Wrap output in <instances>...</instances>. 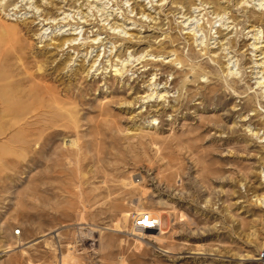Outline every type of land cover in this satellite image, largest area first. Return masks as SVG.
Returning <instances> with one entry per match:
<instances>
[{
	"label": "rangeland",
	"instance_id": "1",
	"mask_svg": "<svg viewBox=\"0 0 264 264\" xmlns=\"http://www.w3.org/2000/svg\"><path fill=\"white\" fill-rule=\"evenodd\" d=\"M263 175L264 0H0V264H254Z\"/></svg>",
	"mask_w": 264,
	"mask_h": 264
},
{
	"label": "bare ground",
	"instance_id": "2",
	"mask_svg": "<svg viewBox=\"0 0 264 264\" xmlns=\"http://www.w3.org/2000/svg\"><path fill=\"white\" fill-rule=\"evenodd\" d=\"M71 42V41H70ZM257 49H258V47H257ZM256 49V50H257ZM122 70H115L114 71V73H116V76L117 77H120V76H123V73L121 72ZM137 72V71H136ZM260 84V83H259ZM165 95V94H164ZM162 98V97H161ZM161 98H159V99H161ZM163 99V98H162ZM165 99V98H164ZM254 134H256V133H254ZM259 135V134H258ZM73 145V144H72ZM262 181H264V179H263V177H262ZM259 200V202H260V204H262L263 206H264V196H261V198H259L258 199ZM164 213H167V214H169L171 217L173 216L172 214H174L175 212L174 211H172V212H170V211H168V212H161V213H159V214H157V216H155V215H153L152 213H150L149 211H147V212H140V214H137L136 216V219H135V221H134V224H135V222L136 221H139L140 219H145L146 218V216H149V219H148V221L146 222V223H148L149 224V229L151 230V231H153V233H155L154 235L156 236H162V235H164V234H167V231H165L164 229H163V227H162V223H163V221H162V214H164ZM125 216V218L127 219L128 217H129V214H125L124 215ZM140 216H142V218H140ZM184 217V216H183ZM182 217V218H183ZM138 218H140V219H138ZM171 221V220H170ZM174 222V221H173ZM171 224H172V221H171ZM134 230H136V231H141V233H142V228H136L135 227V225H134ZM142 235L144 236L145 234H143L142 233ZM143 236H140V238H142ZM139 238V239H140ZM144 239V238H143ZM254 260H255V258H254ZM253 260V261H254Z\"/></svg>",
	"mask_w": 264,
	"mask_h": 264
},
{
	"label": "built area",
	"instance_id": "3",
	"mask_svg": "<svg viewBox=\"0 0 264 264\" xmlns=\"http://www.w3.org/2000/svg\"><path fill=\"white\" fill-rule=\"evenodd\" d=\"M263 179H264V175H263ZM140 218H142V216H140ZM138 218V219H140ZM149 219V216H146L145 219H140L139 221L135 222V227L136 228H142L143 231H150L149 229V224L146 223ZM254 264H264V247L257 253V255L255 256V260H254Z\"/></svg>",
	"mask_w": 264,
	"mask_h": 264
}]
</instances>
